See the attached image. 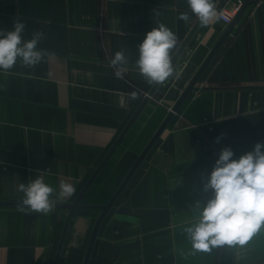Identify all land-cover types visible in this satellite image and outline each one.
<instances>
[{
  "label": "crops",
  "instance_id": "obj_1",
  "mask_svg": "<svg viewBox=\"0 0 264 264\" xmlns=\"http://www.w3.org/2000/svg\"><path fill=\"white\" fill-rule=\"evenodd\" d=\"M234 0L195 31L83 198L105 204L217 44ZM188 12L191 20L178 19ZM42 32L48 55L0 70V200L22 201L18 185L42 177L52 199L73 202L154 86L139 73V45L158 23L177 52L196 26L187 0H0V32ZM123 50L124 79L109 66ZM137 98L131 99L130 93ZM218 141V142H217ZM264 143V0H252L100 224L88 264H264V229L244 247L195 252L185 232L223 148L233 159ZM264 151V149H262ZM61 181L75 193L56 199ZM0 206V264H54L68 210L45 215ZM98 209L75 210L56 264H83Z\"/></svg>",
  "mask_w": 264,
  "mask_h": 264
},
{
  "label": "clouds",
  "instance_id": "obj_2",
  "mask_svg": "<svg viewBox=\"0 0 264 264\" xmlns=\"http://www.w3.org/2000/svg\"><path fill=\"white\" fill-rule=\"evenodd\" d=\"M191 13L202 26L219 19L214 0H187ZM179 20L189 23L188 12H182ZM23 21H16L13 30L0 32V70L7 73L19 59L23 66L34 68L48 55L38 49L44 38L42 32L33 33L32 39L23 40ZM177 36L164 23H158L146 34L139 45L136 65L139 73L150 84H163L174 75L172 53L177 47ZM128 63L123 52L117 51L109 66L115 69L116 78L123 80ZM179 73L175 72L178 79ZM131 99L137 93L129 94ZM218 142V141H217ZM264 143H256L252 151L233 159L234 152L225 147L221 150L204 190L213 191L205 205L197 202L192 207L194 220L185 228L191 247L195 252L211 253L214 249L244 247L264 229ZM21 198L20 211L49 214L55 207L52 199L56 189L44 182L42 177L27 185H18ZM75 193V187L61 181L56 199H67Z\"/></svg>",
  "mask_w": 264,
  "mask_h": 264
},
{
  "label": "water",
  "instance_id": "obj_3",
  "mask_svg": "<svg viewBox=\"0 0 264 264\" xmlns=\"http://www.w3.org/2000/svg\"><path fill=\"white\" fill-rule=\"evenodd\" d=\"M215 1L216 0H214V2ZM251 2H252V0H245L243 2V4L240 6V8L237 10V12L234 14V16L231 18V20L229 21V24H228L226 30L224 31L223 35L221 36V38L219 39L217 44L214 46V48L212 49L210 54L207 56V58L205 59V61L203 62V64L201 65V67L199 68L197 73L195 74V76L192 78V80L188 84V86L184 89V91L182 92V94L180 95V97L178 98L176 103L169 110L167 116L165 117V119L163 120L161 125L158 127V129L156 130V132L154 133L152 138L149 140L148 144L146 145L144 150L141 152V154L139 155L138 159L133 164L132 168L130 169V171L128 172L126 177L124 178L123 182L121 183L119 188L115 191V193L111 196L109 201L107 203H105V204H87V203L83 202V198H84L85 194L87 193V191L89 190V188L92 185V183L94 182V180L96 179V177H97L98 173L100 172V170L102 169L103 165L110 158L112 153L115 151L116 147L120 144V142L123 139L124 135L126 134L128 129L130 128V126L134 123V121L136 120V118L138 117V115L140 114V112L142 111L144 106L146 105V103L149 101L150 96L154 94V92H155V90H156V88L158 87L159 84H154V86L148 92L147 96L145 97V99L143 100V102L139 106L138 110L135 112V114L131 118V120L128 123V125L124 128V130L120 134L119 138L116 140L114 145L111 147V149L109 150V152L105 156L104 160L101 162V164L95 170V172L93 173L91 178L88 180V182L85 184V186L82 188L81 192L78 194V196L75 198V200L73 202H57V203H55V207L56 208L67 209L68 213H67L65 227H64V230H63V233H62V237H61V240H60V243H59V248H58V252H57V256L55 258L54 264L57 263L58 256L60 254V251H61L64 239H65V236H66V233H67L71 218H72L75 210L83 209V208L84 209H98L100 211V214L98 215V217H97V219H96V221L94 223V226H93V229H92V233H91V237H90V241H89V244H88V247H87V251H86V254H85V258H84V262H83V264H88V260H89L90 255H91V252H92V249H93V245H94L96 236L98 234V230H99L100 224L102 223L103 219L106 217V215L108 214V212L110 211V209L114 205L116 199L118 198V196L120 195V193L122 192L124 187L126 186L127 182L130 180V178L135 173V171L137 170L139 165L146 158V156L148 155V153L150 152V150L152 149V147L154 146V144L156 143V141L158 140V138L160 137V135L162 134L164 129L167 127V125L171 121V119L174 116V114L178 111V109L180 108V106L183 103V101L186 99L188 94L195 88V84L197 83V81L200 78L201 74L203 73V71L205 70L207 65L209 64L210 60L212 59V57L214 56L216 51L219 49V47L222 45V43L224 42V40L226 39L228 34L234 28V26L236 25V23L238 22V20L242 16V14L246 11V9L248 8V6L250 5ZM198 24H199V22H197L196 26L188 34L187 38L184 40V42L181 44V46L179 47L177 52L172 57V64L175 62V60L177 59V57L180 54V52L182 51V49L186 46L187 42L189 41L190 37L192 36V34L195 31V29H196ZM0 206L21 207L22 206V201L0 200Z\"/></svg>",
  "mask_w": 264,
  "mask_h": 264
},
{
  "label": "built area",
  "instance_id": "obj_4",
  "mask_svg": "<svg viewBox=\"0 0 264 264\" xmlns=\"http://www.w3.org/2000/svg\"><path fill=\"white\" fill-rule=\"evenodd\" d=\"M245 0H234L233 1V12H236L240 6L243 4ZM220 17L226 21V22H229L232 18V14L228 11H224L222 13H220Z\"/></svg>",
  "mask_w": 264,
  "mask_h": 264
}]
</instances>
